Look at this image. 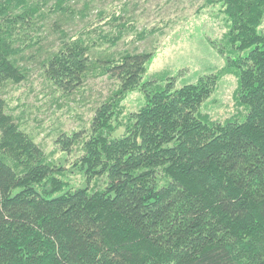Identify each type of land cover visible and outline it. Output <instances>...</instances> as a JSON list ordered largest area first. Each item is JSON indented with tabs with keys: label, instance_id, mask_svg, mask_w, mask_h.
<instances>
[{
	"label": "trees",
	"instance_id": "1",
	"mask_svg": "<svg viewBox=\"0 0 264 264\" xmlns=\"http://www.w3.org/2000/svg\"><path fill=\"white\" fill-rule=\"evenodd\" d=\"M72 5L0 0V264H264V0H206L226 23L211 42L226 66L195 84L143 82L154 52L107 58L102 75L118 80V90L97 109L87 138L57 142L66 153L81 145L74 167L84 188L18 130L2 96L27 79L28 55L41 49L48 22H58L60 37L40 55L44 77L65 93L84 84L97 47L94 33L71 38L62 28L85 17ZM227 75L237 79L243 112L220 122L203 108ZM133 92L144 102L126 115ZM103 176L105 187L91 189Z\"/></svg>",
	"mask_w": 264,
	"mask_h": 264
},
{
	"label": "rangeland",
	"instance_id": "2",
	"mask_svg": "<svg viewBox=\"0 0 264 264\" xmlns=\"http://www.w3.org/2000/svg\"><path fill=\"white\" fill-rule=\"evenodd\" d=\"M71 2L76 12L83 11L85 17L63 23L62 28L71 38L81 32L94 33L97 47L91 53L92 66L84 84L72 93H65L44 77L40 55L54 50L60 37L56 27L58 22H48L42 24L41 49L28 55L27 79L20 84L9 83L2 96L7 104L6 112L12 116L18 130L42 149L49 162L66 168L67 180L74 188H84L86 177L74 167L82 155L81 145L77 142L72 152L66 153L57 142L63 134L72 136L77 133L87 138L97 109L118 90V80L102 75L103 63L108 59L118 60L126 52H154L143 82L174 78L177 87L181 88L195 84L201 77L217 73L226 66L225 58L217 53L211 42H219L227 28L218 15V8L204 7L206 0ZM115 17L121 18L119 26L126 25L127 31L123 39L113 45L105 37L113 39L118 35L119 26H113ZM237 86L233 75L222 78L204 106V112L220 122L242 113L243 109L238 108L235 100ZM143 102L141 93H131L123 102L126 115L137 112ZM124 134L125 128L121 127L116 136ZM106 182L105 176L97 177L92 180L91 189H102Z\"/></svg>",
	"mask_w": 264,
	"mask_h": 264
}]
</instances>
